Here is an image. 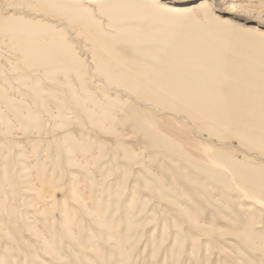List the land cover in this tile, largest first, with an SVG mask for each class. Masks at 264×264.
I'll use <instances>...</instances> for the list:
<instances>
[{
    "label": "rangeland",
    "instance_id": "rangeland-1",
    "mask_svg": "<svg viewBox=\"0 0 264 264\" xmlns=\"http://www.w3.org/2000/svg\"><path fill=\"white\" fill-rule=\"evenodd\" d=\"M85 2L0 0V264H264L262 31Z\"/></svg>",
    "mask_w": 264,
    "mask_h": 264
},
{
    "label": "bare ground",
    "instance_id": "bare-ground-1",
    "mask_svg": "<svg viewBox=\"0 0 264 264\" xmlns=\"http://www.w3.org/2000/svg\"><path fill=\"white\" fill-rule=\"evenodd\" d=\"M85 1L87 0H66V2L68 4L70 3L71 5L85 4L86 3ZM94 1L96 2V4H101L102 2L104 1L106 2L109 0H94ZM128 1H133V0H128ZM138 1L144 5L147 4L146 1L151 2L149 3L148 9L144 12L146 13L150 10L149 15L146 17V19H148L147 21L148 23L149 22L155 23V25L156 23H158L163 28L167 27V29L168 28L172 30L175 29L176 32H178V30H181L183 28L186 29L195 28L197 27V25L206 23L208 21L212 22L213 19H215L216 17L220 21L221 25L224 27L227 26V28L234 29L241 27L245 23L247 24L249 23V24H254L255 25L254 28L257 31H262V33L264 34V15H262L259 10L257 11H259L260 13L256 12L253 7L251 6L249 7L247 6V4H244V6H242L240 0H146V1L138 0ZM125 10L126 9H124L123 12ZM132 10L134 9H131V11ZM117 12L120 11L117 10ZM126 13L127 12H125V14ZM132 13L133 12H131V14ZM122 19H126V18H122Z\"/></svg>",
    "mask_w": 264,
    "mask_h": 264
}]
</instances>
